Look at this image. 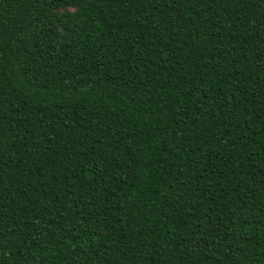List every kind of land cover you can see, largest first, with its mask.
I'll use <instances>...</instances> for the list:
<instances>
[{
  "label": "trees",
  "instance_id": "16d2710c",
  "mask_svg": "<svg viewBox=\"0 0 264 264\" xmlns=\"http://www.w3.org/2000/svg\"><path fill=\"white\" fill-rule=\"evenodd\" d=\"M0 264H264V0H0Z\"/></svg>",
  "mask_w": 264,
  "mask_h": 264
}]
</instances>
